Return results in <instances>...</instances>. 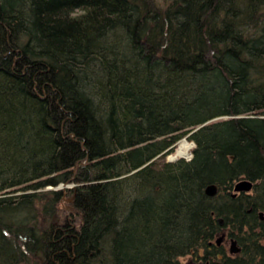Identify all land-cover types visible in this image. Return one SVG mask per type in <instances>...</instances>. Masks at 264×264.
Instances as JSON below:
<instances>
[{
  "label": "trees",
  "instance_id": "1",
  "mask_svg": "<svg viewBox=\"0 0 264 264\" xmlns=\"http://www.w3.org/2000/svg\"><path fill=\"white\" fill-rule=\"evenodd\" d=\"M261 211L264 0H0V264H264Z\"/></svg>",
  "mask_w": 264,
  "mask_h": 264
},
{
  "label": "water",
  "instance_id": "2",
  "mask_svg": "<svg viewBox=\"0 0 264 264\" xmlns=\"http://www.w3.org/2000/svg\"><path fill=\"white\" fill-rule=\"evenodd\" d=\"M171 160H173V159H171ZM252 188H253V182L251 180L242 179V180L238 181L235 184V186H234V190H235L234 195H236V194H238L240 192H243V191L249 192L250 190H252ZM218 190H219V188H218V186L216 184H209L206 187V189H205L206 193L208 195H210V196L216 195L218 193ZM263 214H264L263 211H261V215L262 216H264ZM223 238H224V234L220 235L218 237V239H217V242L218 243H221V241L223 240ZM240 248L241 247L238 244L237 239L236 238H233L232 239V243H231V251H236L237 252V251L240 250Z\"/></svg>",
  "mask_w": 264,
  "mask_h": 264
},
{
  "label": "rangeland",
  "instance_id": "3",
  "mask_svg": "<svg viewBox=\"0 0 264 264\" xmlns=\"http://www.w3.org/2000/svg\"><path fill=\"white\" fill-rule=\"evenodd\" d=\"M183 140H187V141H189L191 144H192V147H191V150L189 151V155L188 156H186V157H178L177 159H174V160H171V156L172 155H176V153H177V149L179 148V145H180V143L183 141ZM196 147V143L194 142V141H190V140H188L187 138H183L182 140H180L178 143H177V146H176V150H175V152H173L172 154H170V155H168L166 158H165V160L166 161H169V162H176L177 160H179V159H181V158H184V159H186V160H191L192 158H193V149ZM65 185H60L59 187H64ZM70 186H73V184H70ZM59 187H57V188H59ZM50 188H53L52 186H48L47 187V189H50ZM252 190H250L249 192H251ZM233 192H235V190H234V188H233ZM125 200H127V201H129L130 200V196L128 195H126L125 196ZM225 244V246H226V248H228V250H229V247H230V241L228 240V241H226V243H224ZM187 258V257H186Z\"/></svg>",
  "mask_w": 264,
  "mask_h": 264
},
{
  "label": "bare ground",
  "instance_id": "4",
  "mask_svg": "<svg viewBox=\"0 0 264 264\" xmlns=\"http://www.w3.org/2000/svg\"><path fill=\"white\" fill-rule=\"evenodd\" d=\"M192 144L187 141V140H183L180 145L179 148L177 149V153L176 155H172L171 159H177L178 157H186L189 155V151L191 150Z\"/></svg>",
  "mask_w": 264,
  "mask_h": 264
},
{
  "label": "flooded vegetation",
  "instance_id": "5",
  "mask_svg": "<svg viewBox=\"0 0 264 264\" xmlns=\"http://www.w3.org/2000/svg\"><path fill=\"white\" fill-rule=\"evenodd\" d=\"M234 237L233 236H229L227 233H224V238H223V240L221 241V243L222 242H224V243H226V241H230V247H229V252H231V253H235L236 251H231V243H232V239H233ZM240 251V250H239ZM238 252V251H237Z\"/></svg>",
  "mask_w": 264,
  "mask_h": 264
}]
</instances>
